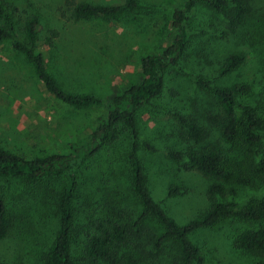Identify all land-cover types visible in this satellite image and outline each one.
I'll return each instance as SVG.
<instances>
[{
  "label": "rangeland",
  "instance_id": "374dc122",
  "mask_svg": "<svg viewBox=\"0 0 264 264\" xmlns=\"http://www.w3.org/2000/svg\"><path fill=\"white\" fill-rule=\"evenodd\" d=\"M19 16L20 39L28 42L22 28L30 15L40 19L38 46L45 53L48 69L62 85L79 92L103 96L120 93L138 82L142 76L143 55L159 53L176 36L174 13L183 8V0H139L135 11H124L115 18L74 20L70 0H7ZM94 4H115L124 0H75ZM251 14L231 32L219 13L199 4L187 20L189 32L186 55L178 65L169 66L164 74L166 88L157 106L141 107L137 112L140 140L158 150H140L153 197L181 225L200 218L214 200L209 186L219 181L198 171L186 170L183 163L169 156V149L184 151L180 141L182 126L175 117H195L210 133L206 146L222 150L231 168H236L242 147L227 143L212 116L220 105L215 96L198 84L202 77L214 85L245 83L251 91L238 96L239 103L255 105L264 117V0H250ZM58 35L49 46L47 36ZM232 55L244 56L238 69L221 74L220 69ZM98 108L70 106L46 90L34 66L15 50L10 41L0 43V148L26 158L65 153L69 141H81L95 129L101 114ZM131 136L121 128L120 137L102 146L96 155L75 166L78 180L76 199V231L73 252L78 264H86L81 256L86 242L89 219H108L118 209L125 217L136 218L143 211L140 199L129 181L128 151ZM228 168V167H227ZM71 174L56 179L31 183L18 179H0L14 228L0 240V264H40L58 228L57 196ZM170 186L180 193L169 196ZM236 194L221 200L241 204L254 191L235 186ZM129 220V219H128ZM157 234L164 231L153 218L146 220ZM235 219H223L214 226L200 229L190 239L200 247L209 264H254L256 258L234 246L235 235L244 228L257 227ZM151 247H146L147 250ZM152 250V249H151ZM178 250L171 241L158 259L147 264H174ZM146 257V253L142 252Z\"/></svg>",
  "mask_w": 264,
  "mask_h": 264
},
{
  "label": "trees",
  "instance_id": "16d2710c",
  "mask_svg": "<svg viewBox=\"0 0 264 264\" xmlns=\"http://www.w3.org/2000/svg\"><path fill=\"white\" fill-rule=\"evenodd\" d=\"M74 20L94 18H115L124 11H135L141 6L139 0H124L115 4H94L91 2L68 1ZM199 4L222 15L231 32L251 14L250 0H183V8L174 13L173 26L177 29L174 41L159 53L143 55L140 60V80L124 91L108 96L94 92H79L68 89L49 69L45 53L39 48L40 19L30 15L22 28L27 43L20 39L19 16L7 1L0 0V43L10 41L12 47L22 53L34 66L36 75L48 92L60 101L77 108H98L99 125L81 141H69L65 153H54L44 157L26 158L20 154L0 148V179H18L31 183L56 179L71 171L66 184L57 198L58 228L40 264H78L73 252V235L76 231V199L78 180L74 175L75 166L96 155L102 146L111 144L120 137L121 128L129 131L131 145L128 151L129 181L132 191L140 199L143 211L133 219L113 210L115 216L108 219H89L86 242L81 256L86 264H147L148 258L158 259L171 241L178 250L174 264H209L201 249L190 235L200 229L216 225L223 219H235L257 227L244 228L234 237L237 249L251 253L254 264H264V117L259 109L248 102L239 103L238 96L251 91V86L236 83L229 86L214 85L197 78L201 87L208 89L218 100L221 112L212 116L222 138L230 144H239L236 168H231L222 150L204 143L210 133L191 116L175 113L182 126L180 141L186 144L184 151L169 149V156L183 163L186 170L198 171L219 179L209 186L212 202L200 218L179 224L157 201L151 192L148 174L141 160L140 150L145 147L151 152L158 149L140 140L137 112L141 107L157 106L166 88L165 70L178 65L186 55L189 41L187 20ZM56 30L47 36L49 46H54ZM244 56L232 55L220 69L228 74L245 63ZM228 167V168H227ZM242 186L254 191L245 203L235 200H221L235 195ZM180 193V188L170 186L169 196ZM148 218L156 219L164 228L157 234L147 226ZM16 217L11 213L4 193L0 192V240L8 237L14 228ZM151 247L149 250L146 247ZM146 253V257L142 255ZM150 264V263H149Z\"/></svg>",
  "mask_w": 264,
  "mask_h": 264
}]
</instances>
